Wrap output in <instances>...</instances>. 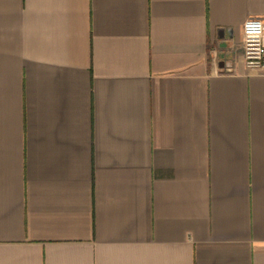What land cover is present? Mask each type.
Wrapping results in <instances>:
<instances>
[{
	"label": "crops",
	"instance_id": "1",
	"mask_svg": "<svg viewBox=\"0 0 264 264\" xmlns=\"http://www.w3.org/2000/svg\"><path fill=\"white\" fill-rule=\"evenodd\" d=\"M264 0H0V264H264Z\"/></svg>",
	"mask_w": 264,
	"mask_h": 264
},
{
	"label": "clouds",
	"instance_id": "2",
	"mask_svg": "<svg viewBox=\"0 0 264 264\" xmlns=\"http://www.w3.org/2000/svg\"><path fill=\"white\" fill-rule=\"evenodd\" d=\"M243 39L249 52H264V22L247 20L244 23Z\"/></svg>",
	"mask_w": 264,
	"mask_h": 264
},
{
	"label": "built area",
	"instance_id": "3",
	"mask_svg": "<svg viewBox=\"0 0 264 264\" xmlns=\"http://www.w3.org/2000/svg\"><path fill=\"white\" fill-rule=\"evenodd\" d=\"M247 20H259L261 22H264V19L257 18V17H250V18H247L245 21ZM245 21L242 24V40H241V50H242L244 64L248 68H264V52L257 54L254 52H249L246 48V45L243 39Z\"/></svg>",
	"mask_w": 264,
	"mask_h": 264
}]
</instances>
